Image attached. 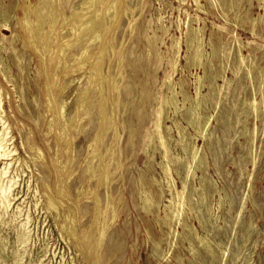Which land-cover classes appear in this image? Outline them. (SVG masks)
Wrapping results in <instances>:
<instances>
[{"label": "rangeland", "instance_id": "obj_1", "mask_svg": "<svg viewBox=\"0 0 264 264\" xmlns=\"http://www.w3.org/2000/svg\"><path fill=\"white\" fill-rule=\"evenodd\" d=\"M47 1L0 0V263L264 264V0Z\"/></svg>", "mask_w": 264, "mask_h": 264}, {"label": "bare ground", "instance_id": "obj_2", "mask_svg": "<svg viewBox=\"0 0 264 264\" xmlns=\"http://www.w3.org/2000/svg\"><path fill=\"white\" fill-rule=\"evenodd\" d=\"M32 1V0H31ZM106 0H95V2L96 3H98V2H105ZM184 1V0H183ZM194 1V0H193ZM198 4L200 3V0H195ZM25 2H27V1H25ZM36 2H37V5H36V8L34 9V11H36V10H40L41 9V7H44V3H45V5H46V3L48 2L47 0H36ZM95 2H94V4H95ZM185 2V1H184ZM32 3V2H31ZM84 3V2H83ZM92 2H90V4H91ZM121 3V2H120ZM24 4H26V3H24ZM90 4H88V5H90ZM183 4V3H182ZM83 5V4H82ZM92 5V4H91ZM98 5V4H97ZM203 5V4H202ZM95 6V5H94ZM111 7V6H110ZM32 8H33V6H32ZM47 8V7H46ZM90 7H88V9H89ZM92 8V7H91ZM84 9V8H83ZM86 9V8H85ZM42 10V9H41ZM202 10V9H201ZM31 11V10H30ZM57 11V10H56ZM87 11V10H86ZM85 11V12H86ZM98 11V10H97ZM90 12V11H89ZM25 14V13H24ZM34 14V13H33ZM36 14V13H35ZM43 14V13H42ZM65 14V13H64ZM264 14V13H263ZM31 15H32V13H31ZM44 15V14H43ZM49 15H50V13H49ZM100 15V14H99ZM39 16V15H38ZM54 16H55V14H54ZM91 16V15H90ZM101 16V15H100ZM40 17V16H39ZM42 17V16H41ZM60 16H56V20L59 18ZM26 18V17H25ZM44 22H45V18H47V17H45V15H44ZM99 18V17H98ZM118 18H119V16H118ZM51 19V18H50ZM66 19H67V17H66ZM71 19V18H70ZM189 19V18H188ZM199 19V18H198ZM198 19L196 20V21H198ZM18 20H19V22H20V24H21V27L22 28H26L27 27V24H26V22H25V20H24V18L23 17H18ZM38 20V19H37ZM47 20V19H46ZM91 20V17H88L87 15H80L79 17H77V20L75 21H73V22H77V24L78 25H81V24H84V23H87V22H89ZM96 20V19H95ZM104 21H105V19H103ZM118 20V19H117ZM195 20V19H194ZM192 21V20H191ZM190 21V22H191ZM37 22V21H36ZM64 22V21H63ZM30 23V22H29ZM35 23V22H34ZM41 23H43V22H41ZM46 23V22H45ZM70 23H71V21H70ZM186 23H188V22H186ZM200 23V22H199ZM94 24V23H93ZM75 25V24H74ZM95 25V24H94ZM93 25V26H94ZM105 25V24H104ZM181 25V24H180ZM34 26H35V24H34ZM76 26V25H75ZM186 26V25H185ZM191 26H192V24H191ZM50 27V26H49ZM84 27V26H83ZM89 27V26H88ZM104 27V26H103ZM187 27V26H186ZM34 28V27H33ZM39 28V27H38ZM85 28V27H84ZM87 28V27H86ZM188 28V27H187ZM186 28V29H187ZM189 28H191V27H189ZM197 27H195V29H196ZM26 29H31V28H26ZM36 29V28H35ZM43 29H44V27H43ZM53 29V27L51 28V30ZM101 29H104V28H101ZM193 29V28H192ZM187 30H191V29H187ZM43 31V30H42ZM54 31V30H53ZM88 31V30H87ZM103 31V30H102ZM107 31V30H106ZM193 31V30H192ZM195 31V30H194ZM193 31V32H194ZM82 32V31H81ZM80 32V33H81ZM199 32V31H198ZM84 33V32H83ZM89 33V32H88ZM87 33V34H88ZM50 34V33H49ZM86 34V35H87ZM103 34V33H102ZM196 35H197V33H195ZM40 35V34H39ZM187 35H189V32H188V34ZM200 35V34H199ZM79 36H80V34H79ZM31 37V36H30ZM74 37H75V35H74ZM77 37H78V35H77ZM43 38H45V37H43ZM81 38V37H80ZM188 38H190V35H189V37ZM33 39H34V37H33ZM48 39V38H47ZM46 39V40H47ZM72 39V38H71ZM193 39V38H192ZM49 40V39H48ZM68 40H70V39H68ZM79 40V39H78ZM36 41V40H35ZM198 41V40H197ZM48 42V41H47ZM67 42H69V41H67ZM66 42V43H67ZM83 42V41H82ZM201 42V41H200ZM37 43V42H36ZM190 43H193V41L192 42H190ZM48 44V43H47ZM198 44V43H197ZM196 44V45H197ZM67 45V44H66ZM71 46V45H70ZM240 46H241V44H240ZM35 47H36V45H35ZM180 47V46H179ZM190 47H192V46H190ZM197 47H198V45H197ZM203 47H204V44H203ZM37 48V47H36ZM35 48V49H36ZM47 48H49V46L47 45ZM69 49V48H68ZM202 48H198L197 50H196V55L200 58L201 57V55H202V50H201ZM65 51V50H64ZM38 52V51H37ZM62 52H63V50H62ZM191 52V51H190ZM51 53H54L55 54V52H54V50L53 51H51ZM50 53V54H51ZM83 53H84V56L85 55H87L88 54V49H84L83 50ZM65 55V54H64ZM64 58V57H63ZM196 58V57H195ZM198 58V61H200L201 60V58L199 59ZM50 59H51V61H52V63L54 62V63H56L55 62V60H56V57H55V55H53V54H51V56H50ZM197 59V58H196ZM60 61V60H59ZM240 61H241V65L242 64H245L246 63V57H244L242 54H240ZM101 62V61H100ZM62 63V62H61ZM99 63V62H98ZM200 63V62H199ZM58 64V63H57ZM67 64V63H66ZM87 64V63H86ZM101 64V63H100ZM68 66V65H67ZM84 66V65H83ZM82 66V67H83ZM97 66V65H96ZM79 67V66H78ZM77 67V68H78ZM82 67H80V68H82ZM68 68V67H67ZM66 68V69H67ZM84 68V67H83ZM71 69V68H70ZM76 69V68H75ZM58 70V69H57ZM79 70V69H78ZM55 71V70H54ZM205 71V70H204ZM55 73H57V71H55ZM68 73V72H67ZM66 73V74H67ZM52 74V73H51ZM58 74H59V72H58ZM57 74V75H58ZM100 74V73H99ZM53 75H55V74H53ZM205 75V74H204ZM203 75V76H204ZM56 76V75H55ZM51 77V76H50ZM91 77V76H90ZM53 79H54V81H53V83H55V80L57 79L56 77L54 78V76H53ZM91 79H93L92 77H91ZM201 79H202V77L201 76H199V79H198V81L200 82L199 84L201 85ZM170 80H172L171 78H170ZM197 81V82H198ZM90 82V81H89ZM204 82V81H203ZM180 85V84H179ZM201 86H203V85H201ZM201 86H196L197 87V95L199 96V94H200V87ZM184 87V86H183ZM175 88V87H174ZM215 89V88H214ZM115 90V89H114ZM86 92V91H85ZM76 93V92H75ZM175 93V92H174ZM176 93H177V91H176ZM85 95V94H84ZM176 96V95H175ZM184 97V96H183ZM83 98V97H82ZM79 101V100H78ZM81 101H82V99H81ZM173 103V104H175L176 105V103H177V101L172 97L171 98V100H165V101H162L161 103H162V106H163V104L164 103H167V104H169V103ZM83 103V102H82ZM200 103H201V101H200V99H199V97H197V104H199L200 105ZM254 104L256 105V101L254 102ZM104 105V104H103ZM81 106H83V104L81 105ZM161 106V107H162ZM1 107V106H0ZM58 107V106H57ZM78 107V106H77ZM105 107V106H104ZM103 107V108H104ZM176 107V106H175ZM85 108H86V106H85ZM178 108V107H177ZM255 109L257 110V107L255 106ZM65 110V109H64ZM80 110H81V108H80ZM178 110H180V109H178ZM53 111V110H52ZM63 111V110H62ZM65 112V111H64ZM82 112V111H81ZM60 115V114H59ZM62 115V114H61ZM65 117V116H64ZM162 112L160 111V112H158V117H157V120H156V128H157V135L159 136V139H160V144H161V146L164 148V150H165V153H166V155L168 154V146H167V143H166V140H165V138H164V136H163V131H162V129H161V125H162ZM73 118V117H72ZM77 119H78V117H76ZM194 118V117H193ZM74 119V118H73ZM73 119H72V122H73ZM66 120V119H65ZM76 121V120H75ZM74 121V122H75ZM0 122H1V120H0ZM71 122V123H72ZM107 122V121H106ZM70 123V124H71ZM7 124V123H6ZM208 124H209V121L207 122V126H208ZM75 125V124H74ZM79 125V124H78ZM204 125V124H203ZM69 126V125H68ZM77 126V125H76ZM105 126V125H104ZM202 126V125H201ZM110 127V126H109ZM204 127H205V125H204ZM65 129V128H64ZM73 129V128H72ZM71 129V130H72ZM199 129V128H198ZM104 130V129H103ZM207 130V128L205 129V130H202L200 133L201 134H203L205 131ZM57 132V131H56ZM168 132V131H167ZM207 132V131H206ZM208 133V132H207ZM67 134V133H66ZM7 135H8V133H7V129L3 126L2 128H0V158H4V157H8L9 155H10V151L7 149L8 147H7ZM62 135V134H61ZM67 136H69V134L67 135ZM158 136H157V139H158ZM70 139V138H69ZM69 139H68V141H69ZM71 141V140H70ZM94 141V140H93ZM159 141V140H158ZM74 142V141H73ZM100 144V143H99ZM66 145V144H65ZM58 146V145H57ZM157 146V145H156ZM70 147V146H69ZM95 147V146H94ZM38 149H40V148H38ZM68 149V148H67ZM42 151V150H41ZM38 152V151H37ZM191 152H192V155H193V160L194 161H196L198 158H199V149L196 147V146H193V148L191 149ZM108 153V152H107ZM174 153V152H173ZM44 154V153H43ZM67 154H68V152H67ZM39 156V155H38ZM41 156V155H40ZM102 156H104V155H102ZM98 157V156H97ZM105 157V156H104ZM103 157V158H104ZM37 158V157H36ZM41 158H43V157H41ZM165 159V158H164ZM42 161H43V159H42ZM92 162H93V160H92ZM105 162V161H104ZM68 164V163H67ZM169 165V164H168ZM65 165H63V167H64ZM93 167V166H92ZM92 167L90 168V170L92 169ZM100 167V166H99ZM7 169H8V166H4L3 168H1L0 167V221H3V219L4 218H6L5 216H6V214H7V212H8V209H9V207L11 206V204H12V201H13V194H12V191H13V188H14V186H15V180L14 179H9V180H6L5 179V175H6V173H7ZM64 170V169H63ZM168 167H166L165 168V172H167L168 173ZM65 171V170H64ZM95 171V170H94ZM194 170H193V167H192V164L189 166V170H188V173H189V175L193 172ZM102 172V171H101ZM91 173V172H90ZM92 173H93V169H92ZM101 174V173H100ZM61 176V175H60ZM99 179V178H98ZM173 179V178H172ZM171 180V179H170ZM64 183V182H63ZM61 184V183H60ZM175 183H171L170 184V189H172L173 190V188L175 187V185H174ZM185 184V183H184ZM62 187V186H61ZM66 187V186H65ZM184 187H186V186H184ZM177 189V188H176ZM63 190V189H62ZM171 190V191H172ZM57 191V190H56ZM185 191H186V189H183V190H176L175 192H176V195L177 196H174L173 197V199H171V201H170V203H171V206H175V208H174V210H173V214H175V216L178 218V220H180L181 221V219H182V217H183V208H184V206H183V204L186 202V200H187V197H186V194H185ZM63 192V191H62ZM59 193V192H58ZM79 193V192H78ZM171 193V192H170ZM173 193V192H172ZM99 194V193H98ZM225 194V193H224ZM144 195V194H143ZM95 196V195H94ZM145 196V195H144ZM109 199V198H108ZM100 200V199H99ZM143 200H144V203H145V207H146V205H148L149 204V202H150V198L146 195L144 198H143ZM152 202V201H151ZM143 203V204H144ZM74 206H76V205H74ZM186 206V205H185ZM78 211V210H77ZM172 211V210H171ZM174 216V215H173ZM67 218H68V216H67ZM64 220V219H63ZM175 220V219H174ZM212 226V225H211ZM26 227L24 226V225H22L21 226V228H19L18 229V241H19V243H20V246H23V245H25L27 242H28V232H27V230L25 229ZM75 228V227H74ZM76 230V229H75ZM199 235V234H198ZM74 237V236H73ZM29 243V242H28ZM204 244V243H203ZM209 246V245H208ZM5 251V247H4V245L2 244V243H0V259H2L3 258V256H2V253ZM22 257H24V256H22ZM21 259L23 260V258H20L19 256H18V258H17V263L18 264H21ZM226 259V258H225ZM16 260V259H15ZM24 261V260H23ZM23 263V262H22ZM1 264V263H0Z\"/></svg>", "mask_w": 264, "mask_h": 264}]
</instances>
